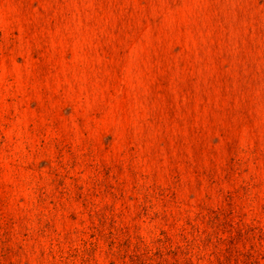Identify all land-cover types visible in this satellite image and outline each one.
Listing matches in <instances>:
<instances>
[{
	"label": "rangeland",
	"instance_id": "374dc122",
	"mask_svg": "<svg viewBox=\"0 0 264 264\" xmlns=\"http://www.w3.org/2000/svg\"><path fill=\"white\" fill-rule=\"evenodd\" d=\"M0 264H264V0H0Z\"/></svg>",
	"mask_w": 264,
	"mask_h": 264
}]
</instances>
